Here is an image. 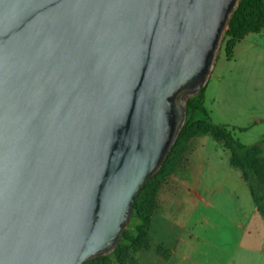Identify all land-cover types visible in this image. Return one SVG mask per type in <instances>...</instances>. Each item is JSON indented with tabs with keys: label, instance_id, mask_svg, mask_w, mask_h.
I'll return each mask as SVG.
<instances>
[{
	"label": "water",
	"instance_id": "95a60500",
	"mask_svg": "<svg viewBox=\"0 0 264 264\" xmlns=\"http://www.w3.org/2000/svg\"><path fill=\"white\" fill-rule=\"evenodd\" d=\"M239 3L0 0V264L117 250Z\"/></svg>",
	"mask_w": 264,
	"mask_h": 264
},
{
	"label": "rangeland",
	"instance_id": "374dc122",
	"mask_svg": "<svg viewBox=\"0 0 264 264\" xmlns=\"http://www.w3.org/2000/svg\"><path fill=\"white\" fill-rule=\"evenodd\" d=\"M225 47L222 43L205 90V105L212 111L214 125L228 126L243 144L261 143L264 140V115L259 117L264 113V31L240 42L232 60L227 59ZM239 127L245 129L239 131ZM230 156L224 141L210 132H199L188 141L174 172L165 181H152L154 189L149 198L156 207L154 216H167L174 231L182 232L183 240L179 239L175 247H181L184 252L185 238L192 242L191 257L184 259L186 254L182 252L176 256V263L264 264V256L244 247L241 233L227 212L226 199L241 192L242 186L249 189L242 172L231 165ZM172 257V250L159 247L151 251L148 247L130 254L129 262L164 264L158 261L161 258L165 264H173Z\"/></svg>",
	"mask_w": 264,
	"mask_h": 264
},
{
	"label": "trees",
	"instance_id": "16d2710c",
	"mask_svg": "<svg viewBox=\"0 0 264 264\" xmlns=\"http://www.w3.org/2000/svg\"><path fill=\"white\" fill-rule=\"evenodd\" d=\"M262 31H264V0H240L223 39V43L226 44L227 59L234 58L235 49L241 41L251 34ZM205 90L188 99L186 120L179 137L161 170L142 188L136 198L133 217L122 235L117 250L111 255L85 264H130V254L149 247L150 230L156 211L152 199L149 198V193L154 189L151 183L154 180L165 181L174 172L188 141L199 132H210L224 141L231 152V165L242 172L243 178L249 185L256 209L264 220V140L261 143L246 145L235 137L228 126L214 125L205 105ZM244 129L240 128L239 131Z\"/></svg>",
	"mask_w": 264,
	"mask_h": 264
},
{
	"label": "crops",
	"instance_id": "0c3cea01",
	"mask_svg": "<svg viewBox=\"0 0 264 264\" xmlns=\"http://www.w3.org/2000/svg\"><path fill=\"white\" fill-rule=\"evenodd\" d=\"M248 37L243 41H248ZM239 45L240 43L237 46ZM220 79L221 78H219V80ZM212 101H213V106L216 108L217 99L214 98ZM211 113L212 111H210V114ZM263 115L264 113L263 114L261 113L259 114V117ZM258 118H256V120ZM235 126L237 127V125ZM239 128H245V127H239ZM234 190H238V189H234ZM225 205L228 208L227 212L230 213L231 217L234 220V223L238 228V231L241 233L242 243L244 247L255 251L257 254L261 256H264V222H263L264 220L256 209L250 188L246 190V188L242 186L241 192L234 193L232 196H229V199H226L225 201ZM179 239L183 240L182 232L174 231V226L172 225V221L167 216L156 218L155 215L153 217L152 227L150 230L149 250L155 251L159 247H164L165 249L172 250L173 257L171 258L172 260L171 263L173 262V264H182V262L176 263L178 262L176 261V256L182 254L183 252L181 247L179 246L175 247V245L177 244L176 242H178ZM183 244H185V249H186V251L183 252V254H186L184 256V259H188V257L189 258L191 257L190 253L192 246V242L190 241L189 237L185 238ZM158 261L160 263L165 264L164 260H162L161 258Z\"/></svg>",
	"mask_w": 264,
	"mask_h": 264
}]
</instances>
